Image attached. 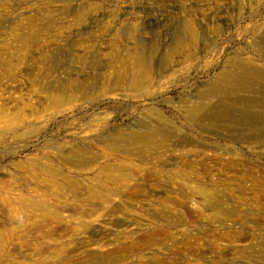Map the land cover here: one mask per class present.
I'll return each instance as SVG.
<instances>
[{
    "label": "rangeland",
    "instance_id": "374dc122",
    "mask_svg": "<svg viewBox=\"0 0 264 264\" xmlns=\"http://www.w3.org/2000/svg\"><path fill=\"white\" fill-rule=\"evenodd\" d=\"M254 71L264 0H0V264H264Z\"/></svg>",
    "mask_w": 264,
    "mask_h": 264
},
{
    "label": "bare ground",
    "instance_id": "6f19581e",
    "mask_svg": "<svg viewBox=\"0 0 264 264\" xmlns=\"http://www.w3.org/2000/svg\"><path fill=\"white\" fill-rule=\"evenodd\" d=\"M246 71V70H245ZM262 75L260 72H257V71H254L253 72V76L255 78V80H258L259 79V83H261L262 86H264V79H261V76ZM244 79V78H243ZM228 80H232V82L234 83V85L236 86V89H239V90H244L246 88V85L243 83L242 80H239L238 78L234 77L232 79H230L228 77ZM231 112L229 114L231 115H235V116H238V118L240 119H237V121L244 127V126H247V125H251V123H257V122H261L263 121L264 119H262V116L261 114H258L257 112H253V111H245V110H242V108H233L232 110H230ZM227 115L224 116V114H219L217 116V119L221 120V119H225Z\"/></svg>",
    "mask_w": 264,
    "mask_h": 264
}]
</instances>
